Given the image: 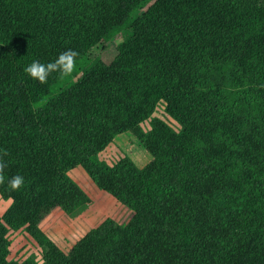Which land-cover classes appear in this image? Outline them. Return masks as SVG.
Wrapping results in <instances>:
<instances>
[{
    "label": "trees",
    "instance_id": "16d2710c",
    "mask_svg": "<svg viewBox=\"0 0 264 264\" xmlns=\"http://www.w3.org/2000/svg\"><path fill=\"white\" fill-rule=\"evenodd\" d=\"M68 49L70 76L25 73ZM126 132L140 165L102 154ZM0 160V264H264V0H0ZM75 165L130 214L62 253L39 222L87 202ZM10 230L39 257L8 259Z\"/></svg>",
    "mask_w": 264,
    "mask_h": 264
},
{
    "label": "rangeland",
    "instance_id": "374dc122",
    "mask_svg": "<svg viewBox=\"0 0 264 264\" xmlns=\"http://www.w3.org/2000/svg\"><path fill=\"white\" fill-rule=\"evenodd\" d=\"M139 15H141V11L136 12V16L139 17ZM120 39L121 32L113 34L112 40L102 39L100 34H95L86 39L83 44L93 55L101 51L102 57L107 60L115 50L114 44ZM155 114L160 115L169 125L176 126L175 121L172 118L163 116L159 109ZM118 152L126 153L137 165L147 160V154L142 145L127 132L117 135L113 142L105 147L102 154L103 156H114ZM67 174L86 193L88 196L87 202L71 212H63L54 207L39 222L41 230L62 253H66L75 239L103 217L109 216L113 220L119 221L130 214L129 210L115 198L98 189L79 165L71 167ZM7 203L8 199L0 196V212ZM6 239L8 242L6 257L8 259H22L28 254H33L36 258L39 257L38 245L23 230L8 231Z\"/></svg>",
    "mask_w": 264,
    "mask_h": 264
},
{
    "label": "clouds",
    "instance_id": "9594fccd",
    "mask_svg": "<svg viewBox=\"0 0 264 264\" xmlns=\"http://www.w3.org/2000/svg\"><path fill=\"white\" fill-rule=\"evenodd\" d=\"M78 55L77 51L68 49L60 53L52 62L44 64L39 61H33L24 68V71L32 79L39 81L41 84H46L49 76L53 73H59L61 77L70 76L76 69V58ZM4 154L7 155V153ZM5 167L6 164L0 160V183H4L3 170ZM23 183L24 178L20 175L13 176L8 180V186L12 190L20 189Z\"/></svg>",
    "mask_w": 264,
    "mask_h": 264
}]
</instances>
